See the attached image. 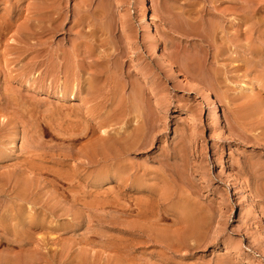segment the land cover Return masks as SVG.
Segmentation results:
<instances>
[{
	"label": "rangeland",
	"instance_id": "1",
	"mask_svg": "<svg viewBox=\"0 0 264 264\" xmlns=\"http://www.w3.org/2000/svg\"><path fill=\"white\" fill-rule=\"evenodd\" d=\"M0 22V264H264V0Z\"/></svg>",
	"mask_w": 264,
	"mask_h": 264
},
{
	"label": "bare ground",
	"instance_id": "2",
	"mask_svg": "<svg viewBox=\"0 0 264 264\" xmlns=\"http://www.w3.org/2000/svg\"><path fill=\"white\" fill-rule=\"evenodd\" d=\"M43 2H44V1H43ZM43 2H42V3H43ZM42 3H38V4L36 5L37 11H38V10L41 11V10L43 9V5H42ZM47 4H49V2H48ZM45 5H46V4H45ZM33 6H34V5H33ZM33 6H32V7H33ZM46 6H47V5H46ZM48 6H49V5H48ZM48 6H47V7H48ZM141 6H142V5H141ZM148 6H149V5H148ZM146 7H147V6H146ZM146 7H145V8H146ZM36 8H35V9H36ZM44 8H45V7H44ZM145 8H144V9H145ZM146 9H147V8H146ZM35 11H36V10H35ZM144 11H145V10H144ZM41 12H42V11H41ZM29 13H30V12H29ZM44 17H45V16H44ZM50 19H51V18H50ZM35 20H37V21L39 20V19H38V16L35 18ZM5 21H6V20H5ZM5 21H4V22H5ZM45 21H47V19H44V22H45ZM0 23H1V22H0ZM3 24H4V23H3ZM40 25H41V24H40ZM42 26H44V25H42ZM48 27H49V26H48ZM1 28L3 29L4 27H0V29H1ZM23 28H24V27H23ZM44 29H46V25H45ZM47 29H48V28H47ZM4 30H5V29H4ZM20 31H22V30H20ZM152 37H153V36H152ZM158 42H159L158 40H156V42H155V46H154V52H155V54H158V51H159ZM262 50H263V49H262ZM162 54H163V53H162ZM158 55H159V54H158ZM55 56H56V55H55ZM55 56H53V57H55ZM55 58H56V57H55ZM58 59H59V58H58ZM59 62H60V61H59ZM53 64H54V63H53ZM58 65H59V64H58ZM68 65H69V64H68ZM68 65H67V66H68ZM57 69H58L57 66H54V68H53V67L51 68V71H52V70H57ZM65 70H66V66H65ZM49 71H50V70H49ZM66 71H67V70H66ZM69 71H70V70H69ZM52 72H53V71H52ZM70 72H71V71H70ZM71 73H72V72H71ZM65 75H66V74H65ZM71 75H73V73H72ZM71 75H70V76H71ZM68 76H69V75H68ZM193 77H194V76H193ZM88 81H89V80H88ZM90 82H91V80H90ZM68 83H70V82H68ZM72 83H73V82H72ZM88 83H89V82H88ZM92 83H93V82H92ZM89 84H91V83H89ZM72 85H73V84H72ZM85 86H86V84H85ZM85 86H84V87H85ZM201 86H202V85H201ZM87 87H88V86H87ZM87 87H85V88H87ZM197 87H198V86H197ZM204 87H205V86H204ZM66 89H67V88H66ZM196 89H197V88H196ZM120 95H121V94H120ZM131 98H134V97H131ZM122 100H123V99H122ZM122 100L120 99V101H122ZM120 101H118V102H120ZM121 103H122V102H121ZM208 103H209V102H208ZM123 105H124V104H123ZM113 106H114V105H113ZM121 108H122V107H121ZM117 109H118V108H117ZM122 109H123V108H122ZM115 110H116V108H115ZM115 110H112V111H115ZM118 110H119V109H118ZM118 110H117V111H118ZM120 110H121V109H120ZM122 111H124V110H122ZM118 112H119V111H118ZM118 112H117V113H118ZM109 113H110V112H109ZM109 113H108L107 115H111V114H112V112H111V114H109ZM114 113H115V112H114ZM120 113H121V112H120ZM120 113H119V114H120ZM123 113H124V112H123ZM123 113H122V114H123ZM119 114H117V115H119ZM117 115H116V116H117ZM114 116H115V115H114ZM121 116H123V115H120V116H119V119H120ZM106 117H108V116H106ZM2 118H3V117H2ZM108 118H109V117H108ZM108 118H106V119H108ZM111 118H113V117L110 116V119H111ZM111 120H113V119H111ZM111 120H110V121H111ZM114 120H115V119H114ZM4 121H5V120H4ZM101 121H104V120H101ZM105 122H107V121H105ZM108 122H109V121H108ZM108 122H107V123H108ZM111 122H112V121H111ZM97 123H98V122H97ZM99 123H100V122H99ZM103 123H104V122H103ZM115 123H116V122H115ZM100 125H101V124H99L98 126H100ZM95 126H96V125H95ZM97 130H98V128H97ZM106 132H108V131H106ZM116 132H117V131H116ZM117 133H119V131H118ZM108 134H109V133H108ZM102 135H103V134H102ZM104 135H105V134H104ZM112 135H113V134H112ZM103 137L106 138L105 136H103ZM115 137H116V136H115ZM102 139H103V138H102ZM124 144H125V143H124ZM123 146H125V145H123ZM125 149H126V148H125ZM113 150H114V149H113ZM115 150H116V149H115ZM115 150H114V151H115ZM104 151H105V150H104ZM106 152H107V151H106ZM113 153H114V152H113ZM117 153H118V152H117ZM115 155H116V154H115ZM109 156H111V155H109ZM113 158H114V157H113Z\"/></svg>",
	"mask_w": 264,
	"mask_h": 264
}]
</instances>
